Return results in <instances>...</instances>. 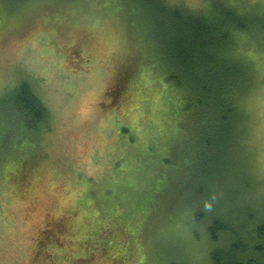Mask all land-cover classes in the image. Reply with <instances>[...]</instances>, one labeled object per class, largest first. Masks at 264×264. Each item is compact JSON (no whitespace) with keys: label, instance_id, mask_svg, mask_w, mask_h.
Masks as SVG:
<instances>
[{"label":"rangeland","instance_id":"rangeland-1","mask_svg":"<svg viewBox=\"0 0 264 264\" xmlns=\"http://www.w3.org/2000/svg\"><path fill=\"white\" fill-rule=\"evenodd\" d=\"M233 1L264 16V0ZM135 18L113 0H0V264H212L233 243L264 253V29L239 43L254 81L237 142L223 158L194 143L186 162L179 94ZM138 72L144 88L115 95ZM22 81L45 107L34 130L13 97ZM79 225L86 250L71 252Z\"/></svg>","mask_w":264,"mask_h":264},{"label":"trees","instance_id":"trees-1","mask_svg":"<svg viewBox=\"0 0 264 264\" xmlns=\"http://www.w3.org/2000/svg\"><path fill=\"white\" fill-rule=\"evenodd\" d=\"M113 1L118 2L128 13L130 20L138 16L136 22L146 36L153 40V49L169 68L163 76L166 87L179 94L177 141L183 161L186 159L187 162L192 156L194 143L203 140H206L210 153H215L213 158H223L229 145L233 146L239 133L244 130L240 102L252 87L254 74L253 63L240 52L239 43L264 29V16L259 8L246 7L242 10L233 0H208L204 7L196 10L170 0ZM97 32L100 42L105 43L107 39L108 50L113 58L119 49L112 43V36H109L112 33L106 30ZM117 68L118 65L112 66V72H117ZM123 76V92L120 94L118 86L115 95L131 101L135 88H144V81L139 72L131 77L127 74ZM136 78L140 82H135ZM13 97L16 99L19 119L22 118L30 130L36 129L44 119L45 107L32 87L22 81L13 89ZM238 127L242 128L239 132ZM65 193H69V202H72L74 197L70 190ZM79 199L76 210L85 211ZM63 211L67 212V209ZM73 214L63 215L64 220ZM218 224L223 226L218 220L211 225L214 236ZM260 228H264V225H260ZM74 229L76 243L75 246L74 243L71 245L72 250L69 251L73 252L75 248L86 250V234L83 235L81 225ZM119 234L120 237L124 234L127 239L123 227L119 229ZM212 264H264V253L259 258L247 255L239 243H233L226 248L214 249Z\"/></svg>","mask_w":264,"mask_h":264}]
</instances>
